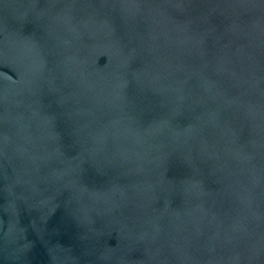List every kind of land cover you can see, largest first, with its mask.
<instances>
[{"label":"water","instance_id":"water-1","mask_svg":"<svg viewBox=\"0 0 264 264\" xmlns=\"http://www.w3.org/2000/svg\"><path fill=\"white\" fill-rule=\"evenodd\" d=\"M0 264H264V0H0Z\"/></svg>","mask_w":264,"mask_h":264}]
</instances>
